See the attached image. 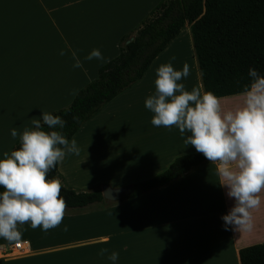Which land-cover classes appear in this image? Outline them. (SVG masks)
Returning <instances> with one entry per match:
<instances>
[{"label":"crops","instance_id":"obj_1","mask_svg":"<svg viewBox=\"0 0 264 264\" xmlns=\"http://www.w3.org/2000/svg\"><path fill=\"white\" fill-rule=\"evenodd\" d=\"M159 2L131 1L139 10L128 21L129 11L122 13L121 3L112 0H0V159L11 153L25 129L33 128L32 120L41 112L70 106L99 69L118 56L121 38L133 33ZM184 29L139 82L74 135L79 155L66 154L58 163L65 185L82 191L88 186L127 188L164 172L177 157L196 152L183 143L174 125L153 126L154 114L144 107L156 92V69L171 57L174 70L189 65V76L178 82L184 90L195 87L205 93L190 25ZM93 49L102 60L85 59ZM74 55L80 68L73 67ZM219 103L222 111H235L243 106V96L222 97ZM12 128L15 139L9 134ZM219 183L215 164L208 163L137 198L94 204V211L84 216L81 209L64 208L59 224L72 228L68 233L84 220L95 233L79 238L71 234L56 244L38 243L29 235L0 239V264H107V255L117 249L135 264H241V249L264 243V189L257 194L260 204L250 210L251 228L225 231L220 217L232 201ZM17 242L26 248L16 250ZM101 249L107 252L101 254ZM88 251L98 254L86 256ZM51 257L61 259L50 262Z\"/></svg>","mask_w":264,"mask_h":264},{"label":"clouds","instance_id":"obj_2","mask_svg":"<svg viewBox=\"0 0 264 264\" xmlns=\"http://www.w3.org/2000/svg\"><path fill=\"white\" fill-rule=\"evenodd\" d=\"M73 58V67L80 68L79 59ZM93 58L103 59L98 49L85 57ZM173 60L175 57L156 69V92L144 101V107L154 114L150 123L166 128L174 125L186 146L191 145L215 164L219 185L232 201L227 214L220 217L221 226L225 231H247L251 228L250 210L260 204L257 194L264 189V75L249 68L250 82L240 93L243 106L222 111L213 93L202 94L195 87L190 92L184 90L178 82L189 76V65L185 62L180 70H174ZM32 125L20 134L19 148L5 152L0 159V238L8 241L20 238L18 224L27 222L32 229L47 231L60 223L64 213L60 183L46 177L66 154L79 155L75 139L68 140L57 130L65 126L61 116L41 112ZM9 134L15 139L16 129H10ZM105 252L101 249V254ZM106 259L116 264L118 253L113 251Z\"/></svg>","mask_w":264,"mask_h":264},{"label":"trees","instance_id":"obj_3","mask_svg":"<svg viewBox=\"0 0 264 264\" xmlns=\"http://www.w3.org/2000/svg\"><path fill=\"white\" fill-rule=\"evenodd\" d=\"M186 24L191 28L205 93L218 98L237 95L250 82L249 68L264 75V0H162L133 33L121 38L120 54L99 69L97 78L78 92L71 105L50 113L65 121L64 128L57 130L71 140L109 102L142 79ZM18 148L19 140L12 151ZM208 163L197 152L177 157L164 172L129 185L122 201L168 186ZM46 179L59 181L64 208L83 209L105 202L101 189L78 191L65 185L58 163ZM240 262L264 264V243L241 249Z\"/></svg>","mask_w":264,"mask_h":264},{"label":"rangeland","instance_id":"obj_4","mask_svg":"<svg viewBox=\"0 0 264 264\" xmlns=\"http://www.w3.org/2000/svg\"><path fill=\"white\" fill-rule=\"evenodd\" d=\"M107 1H109V0H107ZM112 1H116V2H119V3H121V5L120 6H118V10H120L122 13H125V10L127 11V13H128V11H129V18H128V21H132V17H134V15L137 13V11L139 10V5H138V3H137V5H136V3H131V1H135V0H112ZM162 0H160V2H161ZM159 2V3H160ZM112 5V7H113V4H111ZM157 6V5H156ZM155 6V7H156ZM111 7V8H112ZM154 7V8H155ZM153 8V9H154ZM152 9V10H153ZM151 10V11H152ZM150 11V12H151ZM150 14V13H149ZM148 14V15H149ZM147 15V16H148ZM146 16V17H147ZM145 17V18H146ZM124 18V17H123ZM123 22H122V24L124 25V23H125V19H123L122 20ZM144 21V20H143ZM143 21H141L140 22V25H141V23L143 22ZM139 26V25H138ZM137 26V27H138ZM136 27V28H137ZM135 28V29H136ZM134 29V30H135ZM187 28H185L184 30H186ZM133 30V29H132ZM134 30H133V32H134ZM184 32V31H183ZM128 34H130V33H128ZM127 34V35H128ZM186 35V34H185ZM121 47V46H120ZM121 51V50H120ZM120 51H119V54H120ZM118 54V55H119ZM116 58V57H115ZM114 59V58H113ZM113 59H111L110 61H112ZM110 61H108L107 63H109ZM106 63V64H107ZM105 64V65H106ZM98 76V75H97ZM85 87V86H84ZM83 87V88H84ZM81 129V128H80ZM83 133V132H82ZM106 186H108V185H106ZM89 187V186H88ZM88 187H86V189L84 190V191H92V190H94V188L95 187H92V188H88ZM72 188V187H71ZM73 189H75V190H78V189H76V188H73ZM78 191H82V190H78ZM127 201V200H126ZM118 202H124V201H118ZM105 203H107V204H110L111 203V201H107V202H105ZM96 205H99V204H96ZM96 205H90V206H88V207H86V208H83V209H81V210H79V209H70V210H74V211H76V210H79V211H81V212H79L81 215H87V214H90V213H92V211H94V209H95V207H96ZM69 209V208H68ZM85 209H88V211H84ZM91 209H93V210H91ZM102 209V208H101ZM68 211V210H67ZM86 221H88V220H84V221H81V224H77L76 225V227H73L74 228V230H76V231H73L72 233H68V231H70V229H72V228H67V227H64V226H62V225H60V224H58L55 228H51V229H48L47 231H41V229L39 228V227H37L36 229H32L31 227H29V224L26 222V223H24V224H18L17 225V230L18 231H20V233H21V235H20V239H24V235L26 236V235H29V236H31L36 242H38V243H42V244H56L57 242H60V241H65V240H67L68 238H70V237H72V235L71 234H74L73 236H76L77 238H79V237H88V236H90V234L89 233H95V231L96 230H94V228L95 227H93V226H89L88 225V223L86 222ZM80 222V221H79ZM78 222V223H79ZM89 222V221H88ZM112 232V234L114 235V233H116L117 231L116 230H111ZM105 233V232H104ZM0 239H4V238H0ZM115 252H117L118 253V259H117V261H116V264H135V262H134V260L133 259H129V260H127L126 258L128 257V256H123L122 255V253H121V251H120V249H117ZM85 253H87V254H85L86 256H90V255H95V254H98V253H95V252H93V251H88V252H85ZM68 257V256H67ZM58 259H61L60 257H51L50 258V262H57L58 261ZM92 259L94 260V259H96V257L94 256V257H92ZM121 259H124L126 262H124V263H122L121 262ZM107 264H111L110 263V261H108V263Z\"/></svg>","mask_w":264,"mask_h":264},{"label":"water","instance_id":"obj_5","mask_svg":"<svg viewBox=\"0 0 264 264\" xmlns=\"http://www.w3.org/2000/svg\"><path fill=\"white\" fill-rule=\"evenodd\" d=\"M134 38L132 37L128 43L133 41ZM103 197L107 201L111 202H118L121 201L128 193V188H112L110 186H103L102 188Z\"/></svg>","mask_w":264,"mask_h":264},{"label":"built area","instance_id":"obj_6","mask_svg":"<svg viewBox=\"0 0 264 264\" xmlns=\"http://www.w3.org/2000/svg\"><path fill=\"white\" fill-rule=\"evenodd\" d=\"M25 248H26V244H25V243L17 242V243L15 244V249H16V250L25 249Z\"/></svg>","mask_w":264,"mask_h":264}]
</instances>
